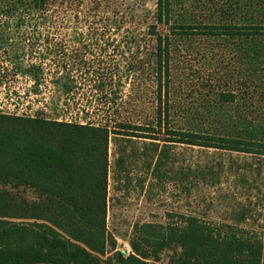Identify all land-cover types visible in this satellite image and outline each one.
<instances>
[{
    "label": "rangeland",
    "instance_id": "rangeland-1",
    "mask_svg": "<svg viewBox=\"0 0 264 264\" xmlns=\"http://www.w3.org/2000/svg\"><path fill=\"white\" fill-rule=\"evenodd\" d=\"M139 1L140 12L154 11L156 0ZM259 3L264 7V0H230L228 5L238 14ZM84 23L69 18L39 27L36 22L0 27V36L6 37L0 39L1 112L81 123L152 122L157 45L148 25L141 17L108 28ZM172 49L171 101L179 128L264 140V38L185 36L175 38ZM64 82L71 93L64 91ZM101 82L103 92L98 90ZM219 91L233 92L234 101L220 102ZM165 136L163 131L157 140H111L107 226L102 231L80 226L69 208L12 182L6 188L0 184V210L18 223L53 227L50 220L63 222L107 261L122 252L147 255L155 264H196L192 254L200 252L196 241L201 234L204 242L239 243H223L216 252L208 248L197 264H208V251L220 257L215 264H228L229 258L259 264L264 155L171 143ZM54 228L70 236V229Z\"/></svg>",
    "mask_w": 264,
    "mask_h": 264
},
{
    "label": "trees",
    "instance_id": "trees-1",
    "mask_svg": "<svg viewBox=\"0 0 264 264\" xmlns=\"http://www.w3.org/2000/svg\"><path fill=\"white\" fill-rule=\"evenodd\" d=\"M222 1L224 5L205 6L202 5L204 1L198 0H156L153 12L145 8L140 12L139 0H0L1 28L28 26L35 22L38 27L54 25L56 21L69 18L108 28L141 17L148 25L147 33L156 37L155 72L158 78L155 113L149 124L126 120L81 123L48 119L40 114L28 116L0 111L1 188L12 182L16 188L51 198L69 208L80 226L102 231L107 226L109 150L114 137L157 140L164 131L166 140L171 143L264 155V140L179 128L174 120L178 112L171 101L175 87L171 69L175 38H264L262 3L237 14L228 5L230 0ZM198 10L200 14H197ZM147 12L151 14L148 16ZM5 38L0 36L1 40ZM62 87L66 93H71L68 82ZM98 90L103 92L105 83L101 82ZM217 99L223 103L232 102L235 94L219 91ZM11 218V214L0 210V264H155L147 255L135 253L118 252L115 261L103 260L87 247L84 238L74 235L75 231L63 222L50 220L64 232L70 229L67 232L70 236L61 234L55 226L18 223ZM260 242L259 264H264V239ZM196 243L200 244V252H194L192 256L197 264L202 259L200 253L208 248L216 252L223 243L235 247L239 241L230 239L221 243L213 238L209 243L204 242V236L200 234ZM204 255H212L207 258L208 264L220 260L210 251ZM232 256L237 257L236 250ZM227 260L228 264H239L237 259Z\"/></svg>",
    "mask_w": 264,
    "mask_h": 264
}]
</instances>
